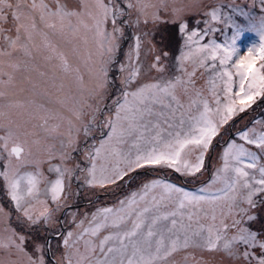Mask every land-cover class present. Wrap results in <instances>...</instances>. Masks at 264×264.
Segmentation results:
<instances>
[{
    "label": "snow or ice",
    "instance_id": "snow-or-ice-1",
    "mask_svg": "<svg viewBox=\"0 0 264 264\" xmlns=\"http://www.w3.org/2000/svg\"><path fill=\"white\" fill-rule=\"evenodd\" d=\"M252 7L0 0V264H264V118L236 120L264 99Z\"/></svg>",
    "mask_w": 264,
    "mask_h": 264
},
{
    "label": "rangeland",
    "instance_id": "rangeland-1",
    "mask_svg": "<svg viewBox=\"0 0 264 264\" xmlns=\"http://www.w3.org/2000/svg\"><path fill=\"white\" fill-rule=\"evenodd\" d=\"M236 2L240 3V4H247L251 8L252 13H259V11H260L259 7H252V0H236ZM240 21L243 22V23H241V27H248L252 23H256V24L259 23L258 19L253 21V20H250L248 16H242L240 18ZM240 21H237V23H240ZM229 23H231V21L222 23L221 26H223L224 32H223V34H218L219 40L223 41L224 39H226L229 36ZM176 39L178 40L179 38L177 37ZM255 40H256L255 35L252 34V33H248L245 37H242V41H241V44H240L242 50H246L247 47H250L252 45V43L255 42ZM157 43H160V38L159 37H157ZM86 55H87V53L85 52L84 53L85 58H86ZM86 79H87V77H86ZM234 79H235V77H234ZM69 82L72 83L71 78H69ZM73 86L75 87L74 84H73ZM88 86L90 87L91 84L89 83ZM50 91L53 92V94H54L53 98L55 99L56 98L55 90L54 89H50ZM61 98H62V96H61ZM253 108L255 109V111H252V109H249L248 112H245L247 114L245 115V113H244V116L241 117V120L243 119L244 123L250 122L253 117H255L256 119L264 118V99L258 100L257 104L253 105ZM36 131L38 132L39 129H37ZM166 171H169V174H170L169 178L170 179L174 180L177 183H183V181L181 180L182 177H179L178 174H172V173H170V170H166ZM205 178H207V177H205ZM184 186L186 188H189L190 190H193V186L192 185L184 184ZM98 195L103 196V199L99 200V204L104 205V204H111L112 203L111 194H108V195L103 194L102 195V193H100ZM96 197L97 196H92V197L89 198L86 194H84L82 192L80 197L76 200V203H75L74 207H78L79 206L78 203L82 202L81 198H85L87 200L88 199H93L94 200ZM109 197H111V198H109ZM0 206H3L6 210L12 208V204H11L10 198L6 195V191L3 188H0ZM78 209H79L80 212H84V211H92L93 208L92 207L89 208L88 206H85V207L78 208ZM16 215L17 214L15 213V211L13 209V214L11 216V219L8 220L7 223L11 224V226L14 227V228L20 229V225H19V223L16 220ZM0 226H2V225H0Z\"/></svg>",
    "mask_w": 264,
    "mask_h": 264
},
{
    "label": "flooded vegetation",
    "instance_id": "flooded-vegetation-1",
    "mask_svg": "<svg viewBox=\"0 0 264 264\" xmlns=\"http://www.w3.org/2000/svg\"><path fill=\"white\" fill-rule=\"evenodd\" d=\"M247 113H245V115H246ZM241 118H239V120H240ZM103 194V193H102ZM81 200H82V202L81 203H78L79 204V206L78 207H76V208H79V207H83L84 205L86 206V205H89L90 203H89V199L87 200V199H85V198H81ZM92 200V199H91Z\"/></svg>",
    "mask_w": 264,
    "mask_h": 264
},
{
    "label": "trees",
    "instance_id": "trees-1",
    "mask_svg": "<svg viewBox=\"0 0 264 264\" xmlns=\"http://www.w3.org/2000/svg\"><path fill=\"white\" fill-rule=\"evenodd\" d=\"M222 23H223V22H222ZM243 116H244V113H241L239 116L236 117V120H237V121H240L241 119L239 120V118H241V117H243ZM109 198H111V197H109ZM101 199H103V198L98 199V201H96V202L99 203V200H101ZM86 206H88L89 208H91V207L93 208L92 204H89V205H86ZM83 207H85V205H84ZM79 208H82V207H79ZM88 210H89V209H88ZM92 210H94V209H92Z\"/></svg>",
    "mask_w": 264,
    "mask_h": 264
}]
</instances>
